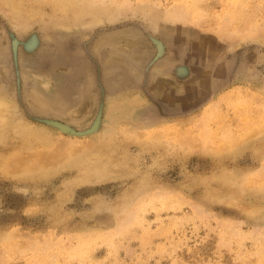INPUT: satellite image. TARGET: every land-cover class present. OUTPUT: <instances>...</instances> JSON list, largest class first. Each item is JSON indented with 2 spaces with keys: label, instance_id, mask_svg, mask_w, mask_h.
<instances>
[{
  "label": "rangeland",
  "instance_id": "obj_1",
  "mask_svg": "<svg viewBox=\"0 0 264 264\" xmlns=\"http://www.w3.org/2000/svg\"><path fill=\"white\" fill-rule=\"evenodd\" d=\"M0 264H264V0H0Z\"/></svg>",
  "mask_w": 264,
  "mask_h": 264
},
{
  "label": "water",
  "instance_id": "obj_2",
  "mask_svg": "<svg viewBox=\"0 0 264 264\" xmlns=\"http://www.w3.org/2000/svg\"><path fill=\"white\" fill-rule=\"evenodd\" d=\"M18 43L19 42L15 38H12V40H11V51H12V54H13L14 57H15L16 47H17ZM154 43H155V45L158 44L159 48L157 49L156 54L154 55L153 59L149 62L148 67L157 58H159L162 55V53H163L162 44L159 41H157V40H154ZM159 51H160V53H159ZM151 101H153V100L151 99ZM153 103H155V105H157V107H159L156 102L153 101ZM101 113H102V104L100 103L98 111H97V113H96L91 125L88 127V129L82 130V131H76L75 129L69 127L66 124L59 123V122H56V121L51 120V119L37 118V117H33L31 119L33 121H36L37 123H41V124H45V125H49L51 127H54L55 129H57L58 131H60L62 133H66V134H70V135H76V136H85V135H89V134H91L93 132H96L97 130L100 129Z\"/></svg>",
  "mask_w": 264,
  "mask_h": 264
}]
</instances>
